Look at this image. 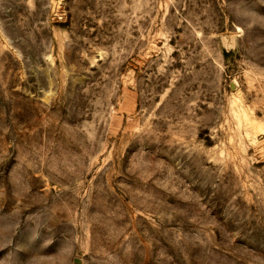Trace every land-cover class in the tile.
Here are the masks:
<instances>
[{"label": "rangeland", "instance_id": "374dc122", "mask_svg": "<svg viewBox=\"0 0 264 264\" xmlns=\"http://www.w3.org/2000/svg\"><path fill=\"white\" fill-rule=\"evenodd\" d=\"M0 264H264V0H0Z\"/></svg>", "mask_w": 264, "mask_h": 264}]
</instances>
